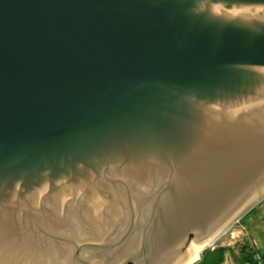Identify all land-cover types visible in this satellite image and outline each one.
I'll return each instance as SVG.
<instances>
[{
	"label": "water",
	"instance_id": "1",
	"mask_svg": "<svg viewBox=\"0 0 264 264\" xmlns=\"http://www.w3.org/2000/svg\"><path fill=\"white\" fill-rule=\"evenodd\" d=\"M263 198L264 0H0V264H186Z\"/></svg>",
	"mask_w": 264,
	"mask_h": 264
},
{
	"label": "rangeland",
	"instance_id": "2",
	"mask_svg": "<svg viewBox=\"0 0 264 264\" xmlns=\"http://www.w3.org/2000/svg\"><path fill=\"white\" fill-rule=\"evenodd\" d=\"M239 222L245 227V235L242 234L232 243L228 242L227 237L216 240L214 247H225L221 251H212L214 247L205 246L192 264H237L248 254V244L264 255V198L243 214Z\"/></svg>",
	"mask_w": 264,
	"mask_h": 264
},
{
	"label": "built area",
	"instance_id": "3",
	"mask_svg": "<svg viewBox=\"0 0 264 264\" xmlns=\"http://www.w3.org/2000/svg\"><path fill=\"white\" fill-rule=\"evenodd\" d=\"M242 234L245 235V227L240 224L239 219L234 221L230 226H228L223 233L216 239H221V238H225L227 237L228 242L232 243V242H236L239 238V236H241ZM215 240V241H216ZM215 241L212 242L210 245H208L210 248L214 247ZM250 249H251V253L249 255V261H245L242 264H264V256H261L259 254V252L257 251V249H255L251 244H248Z\"/></svg>",
	"mask_w": 264,
	"mask_h": 264
},
{
	"label": "bare ground",
	"instance_id": "4",
	"mask_svg": "<svg viewBox=\"0 0 264 264\" xmlns=\"http://www.w3.org/2000/svg\"><path fill=\"white\" fill-rule=\"evenodd\" d=\"M207 244H209L208 241L205 244H194V243L190 244L191 247L188 246V249H187V251L190 254V257L186 264H192L193 262H195L198 258L199 251Z\"/></svg>",
	"mask_w": 264,
	"mask_h": 264
},
{
	"label": "trees",
	"instance_id": "5",
	"mask_svg": "<svg viewBox=\"0 0 264 264\" xmlns=\"http://www.w3.org/2000/svg\"><path fill=\"white\" fill-rule=\"evenodd\" d=\"M241 247V249H243L244 248V246H240ZM248 247V254L246 255V256H244L237 264H242V263H244L245 261H249L250 259H249V255H250V253H251V249H250V247H249V245L247 246ZM223 248H225L224 246H217V247H214L213 249H212V251L213 250H218V251H221ZM259 254L261 255V256H264L263 254H261L260 252H259ZM251 264V263H250Z\"/></svg>",
	"mask_w": 264,
	"mask_h": 264
}]
</instances>
